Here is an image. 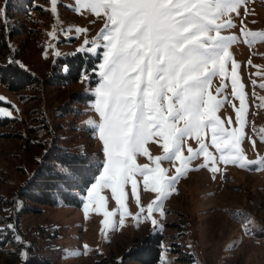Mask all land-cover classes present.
<instances>
[{"label":"rangeland","instance_id":"1","mask_svg":"<svg viewBox=\"0 0 264 264\" xmlns=\"http://www.w3.org/2000/svg\"><path fill=\"white\" fill-rule=\"evenodd\" d=\"M88 2L81 0L77 5L76 0H57L56 12L50 0L0 2L4 10L0 29L6 43L0 50V68L13 64L32 80L19 91L10 90L0 80V109L11 112L10 116L0 115V228L4 229L0 233V264H24L32 259L39 264H96L102 258L120 263L126 252L155 234L162 239L156 264H264V87L260 86L264 85V35L245 36L242 31L264 33V0H247L239 7V15L231 13L235 27L222 32L237 37L225 65L229 75L223 80L214 77L209 87V93L222 101L216 115L224 127L239 129L236 114L240 100L231 85L232 61L239 65L237 91L245 95L246 118L240 148L246 166L219 162L220 153L211 144V131L207 130L204 142L220 171L213 173L210 167H201L205 164L203 155L193 160L189 166L192 170L161 202L162 214L147 211L150 203L155 209L157 194L144 189L139 174L135 177L139 204L130 184L124 188L123 208L117 205L110 188L92 192L101 183L100 165L106 166L107 157L98 131L85 122H101L93 101L106 49L97 48L95 54L79 51L104 28L103 19L86 7ZM76 7L80 10L73 11ZM77 28L86 31L78 32ZM76 55L86 62L91 59L95 67L84 63L82 68L89 72L95 68L96 72L82 81V69L76 81L52 83L57 66L65 73L66 61L59 60ZM217 88H222L219 94ZM51 146L83 154L99 164L85 193L74 192L81 201L79 207H50L19 197ZM188 146L199 148L196 140L189 139L184 157L189 155ZM146 147L152 156L163 154L159 143L150 141ZM249 161L259 164L247 166ZM136 163L152 166L142 154L136 156ZM179 166V161L175 166L162 161L169 177L176 175ZM257 167L260 170H252ZM97 193L105 198L104 208L96 203ZM25 208L34 211L23 213ZM105 211L114 215L105 217ZM105 220L111 221L107 228ZM9 224L14 226L11 230ZM124 264L141 263L126 260Z\"/></svg>","mask_w":264,"mask_h":264},{"label":"snow or ice","instance_id":"2","mask_svg":"<svg viewBox=\"0 0 264 264\" xmlns=\"http://www.w3.org/2000/svg\"><path fill=\"white\" fill-rule=\"evenodd\" d=\"M80 2L76 0L77 5ZM50 3L52 11L56 12L57 0H50ZM246 3L247 0H90L86 4L92 13L103 19L104 28L95 40L85 41L79 51L95 54L97 48L106 49L103 63L99 65V83L94 89L93 101L101 122H85L98 131L107 157L106 166L100 165L103 171L99 177L101 183L92 188L93 193L100 187L110 188L117 205L123 208L124 188L130 184L139 204L135 178L139 174L143 177L144 189L157 194L155 209L150 203L147 211L162 214L161 202L192 170L189 166L193 160L203 155L205 164L201 167H210L213 173L220 171L216 166L217 159L204 142L207 130L211 131V144L220 153L219 162L246 166L240 148L246 124L245 95L237 91L236 69L239 65L234 60L231 85L233 94L240 100L236 114L239 129L224 127L216 115L222 101L209 93L214 77L223 80L229 75L225 65L231 59L229 49L237 37L222 32L235 27L231 13L239 15V7ZM3 14L0 7V19ZM242 31L245 36L264 35L246 29ZM51 35L55 38L54 33ZM62 70L68 72L70 69L65 65ZM95 72V68L91 72L83 69L81 80ZM221 91L222 88L216 89L218 94ZM0 115L10 116L11 112L0 109ZM189 139L196 140L199 148L194 150L188 146L189 155L184 157L182 152ZM150 141L160 144L162 155L150 154L146 147ZM140 154L147 156L152 166L138 165L136 156ZM86 159L83 154L78 158L71 154L63 157L57 165V178L74 185L78 174L82 175L85 170ZM162 161L173 166L179 161L176 175L169 177V169L162 167ZM253 164H259V161L247 162V166ZM87 165L88 169L95 166L90 160ZM97 197L98 207L104 208L105 198L98 193ZM113 215L104 212L105 217ZM152 222L156 223L155 220ZM110 223L105 220V227ZM13 227L7 226L9 230ZM3 231L0 228V233Z\"/></svg>","mask_w":264,"mask_h":264},{"label":"trees","instance_id":"3","mask_svg":"<svg viewBox=\"0 0 264 264\" xmlns=\"http://www.w3.org/2000/svg\"><path fill=\"white\" fill-rule=\"evenodd\" d=\"M3 28L0 29V50L4 49L6 43L2 34ZM13 36V35H12ZM66 61V62H65ZM94 61H97L94 60ZM70 69L68 72H60L61 67L57 66L53 71L52 83H62V80L76 81L82 69V64L87 63L89 67L92 65V60L84 61L81 55H76L67 60H59L58 63H63ZM0 80L7 85L12 91H19L32 83L30 76L19 70L15 65L8 64L4 68H0ZM6 124V123H5ZM71 154L72 157L78 158L81 155L71 153L59 146H51L42 160L36 164L35 171L32 177L28 180L24 190L19 197L23 201H29L38 205L57 206V205H74L79 207L81 201L74 195L77 192L81 195L89 188L94 181L99 169V164L92 161L89 157L85 160V170L82 175L78 174L74 185L65 183L57 178V165L61 163L63 157ZM92 161L95 166L88 169L87 161ZM23 213L33 212L30 208L23 209ZM161 236L159 234L149 235L141 240L137 249L129 250L122 257L120 263L114 262L112 259L102 258L96 264H124L126 260L138 262L141 264H156L161 252ZM24 264H39L36 259L27 260Z\"/></svg>","mask_w":264,"mask_h":264}]
</instances>
